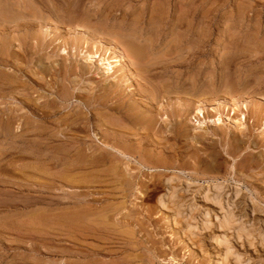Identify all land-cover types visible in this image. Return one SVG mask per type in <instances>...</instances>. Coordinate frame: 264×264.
Wrapping results in <instances>:
<instances>
[{
    "label": "rangeland",
    "instance_id": "1",
    "mask_svg": "<svg viewBox=\"0 0 264 264\" xmlns=\"http://www.w3.org/2000/svg\"><path fill=\"white\" fill-rule=\"evenodd\" d=\"M0 264H264V0H0Z\"/></svg>",
    "mask_w": 264,
    "mask_h": 264
},
{
    "label": "bare ground",
    "instance_id": "2",
    "mask_svg": "<svg viewBox=\"0 0 264 264\" xmlns=\"http://www.w3.org/2000/svg\"><path fill=\"white\" fill-rule=\"evenodd\" d=\"M12 4V3H11ZM19 7V6H18ZM27 28V27H26ZM35 28V27H34ZM42 28V27H41ZM18 41V40H17ZM3 45V44H2ZM13 45V44H12ZM100 46V45H99ZM12 48V47H11ZM21 48V47H20ZM26 52V51H25ZM11 54V53H10ZM115 58H117V60H116V62H114V63H120L121 62V60H123V56H122V53H118L117 55H116V57ZM105 60V59H104ZM101 65H104L105 67H104V69H105V74L107 75V76H111V75H113L115 72L113 71V67H111V65L108 63V62H102L101 61ZM2 66V65H1ZM148 71V70H147ZM127 73V72H126ZM3 89V88H2ZM11 93V92H10ZM3 99V98H2ZM243 105H244V103H242ZM28 106V105H27ZM199 107V106H198ZM108 109V108H107ZM142 109L144 110V112H147V109L146 108H143L142 107ZM198 112H199V114L201 115L202 113H203V111H202V109L200 108L199 110H197ZM203 115V114H202ZM203 117V116H202ZM143 117L141 116V115H139V117H138V119L139 120H141ZM143 119H145V117L143 118ZM242 120H244L245 121V115H243L242 116V118H241ZM219 118H218V122H219ZM226 120H229L230 122L232 121L231 119H229V118H227ZM217 121H211L212 123H216ZM149 122H150V120H149ZM233 122V121H232ZM231 124H233V123H231ZM239 127V126H238ZM104 131V130H103ZM157 131V130H156ZM142 134V133H141ZM98 135V134H97ZM111 135H113V134H111ZM112 137V136H111ZM140 137V136H139ZM142 137V136H141ZM144 139V138H143ZM193 139V138H192ZM123 140V139H122ZM193 140H195V139H193ZM102 141V140H101ZM52 143V142H51ZM138 143V142H137ZM113 149H115L114 147H112ZM31 149V148H30ZM166 149V148H165ZM167 151V150H166ZM68 154V153H67ZM59 158V157H58ZM131 161V160H130ZM159 165V164H158ZM116 167V166H115ZM127 167V166H126ZM214 169V167L212 168V170ZM206 170H208V168H206ZM111 176V175H110ZM119 183V182H118ZM121 184V183H120ZM162 205V201H160V206ZM222 222L220 223V226H222V228L223 227H228L229 225H230V219H229V217L227 216V214L226 215H224L223 216V218H222V220H221ZM229 228V227H228ZM227 250V249H226ZM225 254H228V251H227V253H225Z\"/></svg>",
    "mask_w": 264,
    "mask_h": 264
}]
</instances>
